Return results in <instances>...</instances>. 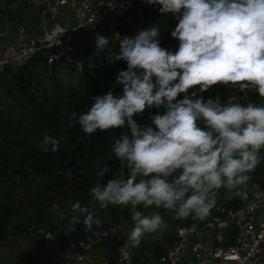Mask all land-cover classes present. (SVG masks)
Returning a JSON list of instances; mask_svg holds the SVG:
<instances>
[{
	"label": "clouds",
	"instance_id": "1",
	"mask_svg": "<svg viewBox=\"0 0 264 264\" xmlns=\"http://www.w3.org/2000/svg\"><path fill=\"white\" fill-rule=\"evenodd\" d=\"M144 3L159 6L160 14L176 21L171 36L177 48L161 47L157 26L123 36L119 51L105 55L109 64L123 61L127 66L116 77L122 93L109 90L91 96L89 110L78 118L73 112L68 122L69 128L79 124L85 138L97 130H121L110 151L128 175L97 183L89 196L100 210L127 207L133 221L128 234L132 247H138L145 234L162 235L167 229L161 208L173 211L176 219L205 221L217 208L222 188L226 200L247 201L251 174L264 160V105L200 95L214 85H226L230 90L255 89L264 98V0ZM109 43L97 35L95 54L105 52ZM146 111L150 123H138L134 117ZM41 148L56 153L60 143L46 135ZM108 172L105 163L97 175ZM254 207L248 203L240 209V219ZM71 210L79 215L70 218L69 229L77 223H83L86 232H93V226L103 228L104 221L87 205L77 201Z\"/></svg>",
	"mask_w": 264,
	"mask_h": 264
},
{
	"label": "trees",
	"instance_id": "2",
	"mask_svg": "<svg viewBox=\"0 0 264 264\" xmlns=\"http://www.w3.org/2000/svg\"><path fill=\"white\" fill-rule=\"evenodd\" d=\"M138 5L140 11L133 8L119 18L116 24L119 38H110L105 52L95 54V42H90L81 49H72L68 59L59 57L47 62V52L40 50L21 66L5 67L0 71V240L28 230L42 229L57 233L60 247L68 251L79 249L88 232L83 223H77L71 229L68 227L70 218L79 215L71 210L77 201L82 206L87 205L95 215L101 214L97 217L104 221L103 226L118 220L130 222L127 207L109 206L100 210L98 205L92 204L89 196L97 183L128 175L127 167L110 151L121 130H97L96 134L85 138L79 124L69 128L68 122L73 112L78 118L89 110L93 102L91 96L102 95L109 90L114 95L122 93V86L113 81L119 67L126 70L127 66L122 61L111 71L113 64H109L105 55L118 52L123 36L134 35L137 28L147 26H157L168 32L175 27L176 21L171 15L160 14L159 6H148L144 0H139ZM160 36L161 47H167L163 35ZM242 90V104L255 102L264 105V98H260L255 89ZM230 93L238 100L236 93ZM155 111L153 109L152 113ZM148 115L146 111L134 119L141 124L150 123ZM46 135L59 141L58 152L42 150L41 143ZM261 155L264 156V149ZM105 163L109 172L105 177H99L97 172ZM251 179L264 185V160L251 174ZM226 196L227 192L220 189L217 208L238 206V198L226 200ZM142 208L138 206V210ZM217 208L210 216L218 213ZM58 211L63 212V218ZM163 218L167 223L163 232L164 246L171 241L178 226L193 219H176L174 212L172 217ZM68 230L70 236L65 237ZM233 233L234 228L229 225L225 243ZM153 237V234H145L141 239L140 248H151L147 258L141 257L140 260L135 247V263L146 264L163 252L164 246Z\"/></svg>",
	"mask_w": 264,
	"mask_h": 264
},
{
	"label": "built area",
	"instance_id": "3",
	"mask_svg": "<svg viewBox=\"0 0 264 264\" xmlns=\"http://www.w3.org/2000/svg\"><path fill=\"white\" fill-rule=\"evenodd\" d=\"M138 1L27 0L35 8L36 33H29L22 24L17 26L12 39H5V33L0 32V71L5 67L21 66L40 50L47 52V62L59 57L68 59L74 34L86 32L84 39L85 36L94 35L102 24L111 30L112 39H118L116 24L119 18L130 9L139 11ZM2 8L0 4V10ZM65 9L71 11L72 21L65 27L55 28L53 19ZM246 191L247 201L238 198L237 207H220L218 213L205 222V228L214 226L213 234H209L208 239L202 238L208 234L207 231L199 232L198 226L202 227L201 224L190 221L178 226L163 252L146 264H264V185L250 179ZM248 203H254L255 207L241 220L238 212ZM229 225L234 228V233L225 243ZM132 227L131 214L130 222L118 220L102 229L93 226V232L88 233L81 247L72 251L57 244L60 239L57 233L42 229L39 232L48 247L54 248L55 252L69 254L77 261L90 258L95 244H98L103 248L97 264H137L133 260L135 247L128 240ZM100 231L103 235L93 234ZM181 231L185 233L184 236L180 235Z\"/></svg>",
	"mask_w": 264,
	"mask_h": 264
},
{
	"label": "crops",
	"instance_id": "4",
	"mask_svg": "<svg viewBox=\"0 0 264 264\" xmlns=\"http://www.w3.org/2000/svg\"><path fill=\"white\" fill-rule=\"evenodd\" d=\"M0 4H2L3 7L0 10V32L5 33V39L7 37L12 39L15 36L16 28L19 24L24 25L29 33H36L37 18L35 15V8L30 6L27 0H0ZM8 16H12V18ZM71 21L72 13L69 9L63 10L53 19L55 28L65 27ZM78 36L79 37L73 41L72 49L77 48L78 43H80V40L83 38L80 34ZM99 215L101 217V214H97L96 216ZM22 234H24L31 243L35 252L34 255L26 240L20 238L18 241L11 243L3 254H0V264H97L99 254L103 248L101 245L95 244V249L90 258L77 261L69 254L58 253L55 252L54 248L48 247L41 238L39 230H28ZM163 239L162 234L158 242H161L164 246ZM150 250L151 248L136 247V255L140 260L141 257L147 258L148 254L151 253Z\"/></svg>",
	"mask_w": 264,
	"mask_h": 264
},
{
	"label": "rangeland",
	"instance_id": "5",
	"mask_svg": "<svg viewBox=\"0 0 264 264\" xmlns=\"http://www.w3.org/2000/svg\"><path fill=\"white\" fill-rule=\"evenodd\" d=\"M140 11V10H139ZM156 25H157V23H156ZM170 29V28H169ZM172 30V29H171ZM139 31V29L137 28L136 29V31H135V33H137ZM82 35V36H84V35H86L87 33L86 32H83V31H81V32H78V33H75L74 34V36H73V39L75 40L76 38H78L79 36L78 35ZM160 34L161 35H163V39H164V41H165V43H166V46L167 47H169L170 49H172V50H175L176 48H177V46H178V41L175 39V38H173L172 36H171V32H168L167 30H164V29H160ZM97 35H101V36H105V37H107V38H112V36H111V30L108 28V27H106L104 24H102L101 26H99L98 28H97V30H96V32H95V34L94 35H91V36H85V38L84 39H82V40H80V43H78V49H81L83 46H88L89 45V43L90 42H95V37L97 36ZM73 40V41H74ZM79 40V39H78ZM77 40V41H78ZM77 50V49H76ZM84 58H86V54H85V56H84ZM121 64H119L118 66H120ZM87 66V65H86ZM117 66V67H118ZM87 67H89V66H87ZM121 67V66H120ZM119 67V69H118V73L120 72V71H122V68H120ZM88 74H91L90 73V71H88ZM113 82H115L116 83V80L115 81H113ZM114 83V84H115ZM219 86V85H218ZM218 87H215V86H212V88L209 90V91H207V92H203V93H200V95H203L205 98H208V97H213V98H215L216 96H219L220 97V99H221V101H224V100H226V99H228V98H231V97H234V96H232L233 94H231L230 92H226L225 90H223V89H217ZM192 91V90H191ZM234 93V92H233ZM237 97H238V100H236L237 102H240V103H242L241 102V96H239V95H237ZM223 190H225V189H223ZM226 191V190H225ZM220 208V207H219ZM217 210H218V208H217ZM141 211H144L145 213H147L148 211H150V210H146V209H144V208H142L141 209ZM158 211H160V213H161V215L163 214L164 216H167V217H172V215H173V211H171V210H165V209H163V208H161L160 210H158ZM164 216H162V217H164ZM210 218V216L207 218V220ZM207 220H205V221H200L199 222V220H196V219H192V221L193 222H195V224H197V223H199V224H201V226L202 227H200V226H198V229H199V232H200V234L201 233H203L204 231H207V233L208 234H206L204 237H202L203 239H208L209 238V234H213V229H214V226L213 225H211L209 228H205V222L207 221ZM167 224V223H166ZM217 229V228H216ZM22 234V233H21ZM153 239H156L157 241H158V239L160 238V236H162V235H159V234H156V233H153ZM20 239V238H19ZM18 239V240H19ZM18 240H16V241H18ZM215 241H217L218 239H217V237H215V239H214ZM59 242H60V239L58 240V242H57V244L59 245ZM138 248H140V245L138 246Z\"/></svg>",
	"mask_w": 264,
	"mask_h": 264
},
{
	"label": "water",
	"instance_id": "6",
	"mask_svg": "<svg viewBox=\"0 0 264 264\" xmlns=\"http://www.w3.org/2000/svg\"><path fill=\"white\" fill-rule=\"evenodd\" d=\"M119 51V49H118ZM122 61H116L115 63H113L112 67H111V71L115 70L117 68V66L119 64H121ZM215 87H218V88H224L226 92H234L236 93L237 95L241 96L243 94V90L242 89H238V90H230L228 88V86L226 85H214ZM70 236V230L67 231L66 233V236L65 237H69ZM19 238H22V239H25L26 242L28 243V245L30 246L31 250H32V253L34 255V249L33 247L31 246V243L27 240V238L25 237L24 234H18V235H15V236H8L4 239H1L0 240V254H3L6 249L8 248V246L13 243L14 241L18 240Z\"/></svg>",
	"mask_w": 264,
	"mask_h": 264
},
{
	"label": "flooded vegetation",
	"instance_id": "7",
	"mask_svg": "<svg viewBox=\"0 0 264 264\" xmlns=\"http://www.w3.org/2000/svg\"><path fill=\"white\" fill-rule=\"evenodd\" d=\"M217 89H223V90H225L224 88H217Z\"/></svg>",
	"mask_w": 264,
	"mask_h": 264
}]
</instances>
